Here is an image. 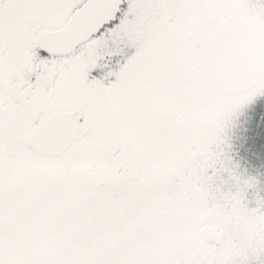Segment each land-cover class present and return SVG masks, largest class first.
Instances as JSON below:
<instances>
[{
	"label": "snow or ice",
	"instance_id": "1",
	"mask_svg": "<svg viewBox=\"0 0 264 264\" xmlns=\"http://www.w3.org/2000/svg\"><path fill=\"white\" fill-rule=\"evenodd\" d=\"M0 264H264V0H0Z\"/></svg>",
	"mask_w": 264,
	"mask_h": 264
}]
</instances>
